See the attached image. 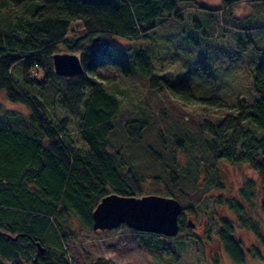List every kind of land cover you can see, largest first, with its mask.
I'll return each instance as SVG.
<instances>
[{
    "label": "trees",
    "instance_id": "1",
    "mask_svg": "<svg viewBox=\"0 0 264 264\" xmlns=\"http://www.w3.org/2000/svg\"><path fill=\"white\" fill-rule=\"evenodd\" d=\"M252 1L264 2L0 0V90L28 109L0 103V264H75L65 258L64 239L78 230L70 222L93 232V211L109 194L176 198L180 230H188L192 204L224 188L220 161L257 173L264 212V61L253 69L255 93L221 115L215 108L228 104L196 80L201 71L176 78L155 61L177 52L160 37L174 32L172 20L184 19L185 8L226 14ZM115 37L126 41L113 44ZM63 52L80 57L82 73L55 72L53 55ZM109 67L116 73L105 80L98 72ZM231 205L240 216L241 204ZM234 228L225 222L220 236L244 263ZM185 240V249L173 250V264H218L202 236Z\"/></svg>",
    "mask_w": 264,
    "mask_h": 264
},
{
    "label": "rangeland",
    "instance_id": "2",
    "mask_svg": "<svg viewBox=\"0 0 264 264\" xmlns=\"http://www.w3.org/2000/svg\"><path fill=\"white\" fill-rule=\"evenodd\" d=\"M198 1L207 7L225 4V0ZM227 10L226 14H222L197 6L185 8L184 19L172 20L174 32L160 37L167 42L169 40L174 42L177 52L170 55L162 52L161 57L155 59L157 66L169 67L176 78H181L187 71H201L202 73L196 74V80H200L201 86L213 89L206 90L213 93L211 95L222 97L228 104V107L215 108L218 109L217 115L231 110L229 107H235L239 98H247L255 93L253 69L264 61V2H239L233 6L232 11ZM242 15L249 17L239 21L234 19ZM120 38L115 37L113 44L122 45L126 41ZM203 63L209 66L211 76L206 77L203 74L205 71ZM98 73L101 78L107 80L116 73V70L109 67ZM0 103L6 109L24 110L25 113L28 111L25 106L10 101L5 90H0ZM220 170L226 186L211 190L200 204L194 203L196 208H201L198 211L201 217L192 219L202 221L205 216L209 219L215 209L214 203L218 204L220 199L217 194L226 193L222 200L225 198L234 200L237 197L235 191L241 185L242 190L252 195L246 203L239 198L237 200L243 208V216L254 225L264 239V212L260 206L262 185L259 176L248 164L220 161ZM146 188L149 190V184ZM210 224L212 223L209 220L207 230L213 232L214 225L212 224V227ZM70 225L78 230L77 234L74 233L64 239L65 258L75 264H94L97 259H104L109 264H173V250L186 248L185 236L189 233L188 230H180L176 236L169 237L121 227L88 232L82 230L83 225L76 218L71 220ZM250 230L253 229L248 226H240L237 229V235L244 244L242 247L244 263L234 260L226 249L222 254L219 253L216 247L212 248L211 252L215 253L209 258L217 260L218 264H264V240L257 235L255 239ZM247 247L253 249L247 251Z\"/></svg>",
    "mask_w": 264,
    "mask_h": 264
},
{
    "label": "water",
    "instance_id": "3",
    "mask_svg": "<svg viewBox=\"0 0 264 264\" xmlns=\"http://www.w3.org/2000/svg\"><path fill=\"white\" fill-rule=\"evenodd\" d=\"M55 72L74 76L83 72L81 59L74 53L53 55ZM181 202L173 197L157 194L142 197L109 194L102 198L93 211V230H111L126 225L140 232L176 236L180 232ZM191 221H189V224ZM191 225V224H190ZM40 253L45 248L38 243Z\"/></svg>",
    "mask_w": 264,
    "mask_h": 264
},
{
    "label": "flooded vegetation",
    "instance_id": "4",
    "mask_svg": "<svg viewBox=\"0 0 264 264\" xmlns=\"http://www.w3.org/2000/svg\"><path fill=\"white\" fill-rule=\"evenodd\" d=\"M223 184H224L223 187H225L226 182H224ZM216 189H218V188H216ZM219 189H221V188H219ZM241 191H242L241 185H239L237 188V191H235V196H237V197H235L234 200L232 198L231 199L225 198L226 200L225 199L222 200V197L223 196L225 197L226 193H224V195H221V193L217 194V197H219L220 199L218 200V204L216 202L214 203L215 209L212 211V215L209 219L205 215H204L205 217L202 221H198V219H196V221H195L192 219V217H194V218H200L201 217V213H199V215H198V211L201 208H196L195 204H192L191 208L194 212H196V214L194 212H192V213L188 212L186 214V220H187L188 225H189L188 226L189 227V229H188L189 233L197 234V235L203 237L204 245L206 247V252H207L209 257L213 256V253H215V252H211V251H213L212 250L213 247H216V249L219 250L220 251L219 253H221V254H222V251H224L226 249L225 245L221 239L220 234H221L222 229H224L225 222H227V221H230L235 226V228H234L235 240L239 241L242 247L244 246L242 239L237 235L238 227L242 226V223L240 221V217L244 218V216H243V213H241V215L239 216L237 214V212L234 210L235 208L232 207L233 205H231L234 202H235V204H239V202L237 201L239 199L245 201V203H246V200H248V198H243V196L241 195ZM211 196H213V195H211ZM260 200H261L260 201V206H261L262 198ZM214 201H216V199H214ZM223 202H225V203H223ZM230 202H232V203L230 204ZM217 207H219V209H217ZM230 211H232V213H234V214L230 213ZM231 214H232V218L230 217ZM202 216H203V214H202ZM244 219H246V218H244ZM209 220L214 225L213 232H208V230H207V222ZM189 221H191V223H190L191 225L189 224ZM212 224H210V225L212 226ZM249 232L252 233V235L254 236L255 239H256L255 235H257V236H259V238L261 236L262 241L264 240V239H262V234L260 232L257 233L254 230H250ZM252 249L253 248H248V247L246 248L247 251H251Z\"/></svg>",
    "mask_w": 264,
    "mask_h": 264
}]
</instances>
